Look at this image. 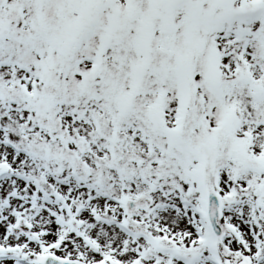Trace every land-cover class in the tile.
<instances>
[{"label":"snow or ice","instance_id":"snow-or-ice-1","mask_svg":"<svg viewBox=\"0 0 264 264\" xmlns=\"http://www.w3.org/2000/svg\"><path fill=\"white\" fill-rule=\"evenodd\" d=\"M0 264H264V0H0Z\"/></svg>","mask_w":264,"mask_h":264}]
</instances>
